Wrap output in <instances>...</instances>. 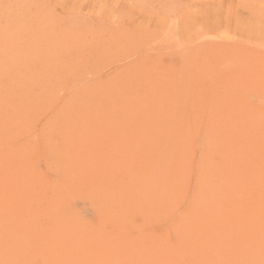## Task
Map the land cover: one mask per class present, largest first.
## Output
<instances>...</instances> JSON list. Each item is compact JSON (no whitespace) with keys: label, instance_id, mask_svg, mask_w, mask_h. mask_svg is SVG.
<instances>
[{"label":"rangeland","instance_id":"obj_1","mask_svg":"<svg viewBox=\"0 0 264 264\" xmlns=\"http://www.w3.org/2000/svg\"><path fill=\"white\" fill-rule=\"evenodd\" d=\"M0 264H264V0H0Z\"/></svg>","mask_w":264,"mask_h":264}]
</instances>
